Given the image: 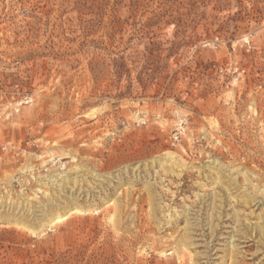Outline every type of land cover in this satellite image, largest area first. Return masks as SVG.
I'll return each mask as SVG.
<instances>
[{"label": "rangeland", "instance_id": "1", "mask_svg": "<svg viewBox=\"0 0 264 264\" xmlns=\"http://www.w3.org/2000/svg\"><path fill=\"white\" fill-rule=\"evenodd\" d=\"M0 264H264V0H0Z\"/></svg>", "mask_w": 264, "mask_h": 264}, {"label": "bare ground", "instance_id": "2", "mask_svg": "<svg viewBox=\"0 0 264 264\" xmlns=\"http://www.w3.org/2000/svg\"><path fill=\"white\" fill-rule=\"evenodd\" d=\"M62 219H66V217H63V218H56L52 223L56 222V221H61Z\"/></svg>", "mask_w": 264, "mask_h": 264}]
</instances>
